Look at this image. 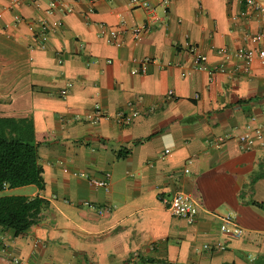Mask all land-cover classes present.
Returning <instances> with one entry per match:
<instances>
[{
    "label": "crops",
    "instance_id": "obj_1",
    "mask_svg": "<svg viewBox=\"0 0 264 264\" xmlns=\"http://www.w3.org/2000/svg\"><path fill=\"white\" fill-rule=\"evenodd\" d=\"M146 1L0 0V117L30 122L44 180L11 194L45 201L24 232L0 231V264H264V146L236 138L264 136V64L233 55L264 48V21L244 0ZM105 173L107 190L91 184ZM180 190L192 221L159 200ZM227 211L241 237L219 230Z\"/></svg>",
    "mask_w": 264,
    "mask_h": 264
},
{
    "label": "trees",
    "instance_id": "obj_2",
    "mask_svg": "<svg viewBox=\"0 0 264 264\" xmlns=\"http://www.w3.org/2000/svg\"><path fill=\"white\" fill-rule=\"evenodd\" d=\"M34 185L44 188L42 169L37 162L32 127L22 118L0 117V190ZM45 201L24 195L0 196V231L20 234L39 221Z\"/></svg>",
    "mask_w": 264,
    "mask_h": 264
},
{
    "label": "built area",
    "instance_id": "obj_3",
    "mask_svg": "<svg viewBox=\"0 0 264 264\" xmlns=\"http://www.w3.org/2000/svg\"><path fill=\"white\" fill-rule=\"evenodd\" d=\"M129 2L136 6H141L144 8H149V3L146 0H129ZM164 3H167V0H163ZM244 2L254 8L256 10L259 17L264 21V5L260 3L257 0H244ZM49 7L53 9L56 7V2L52 1L49 3ZM67 11L70 10L69 7L65 8ZM150 9V8H149ZM156 17L154 15L148 16L144 21L134 25L131 28V33L134 36L135 39L139 40L141 39L142 34L145 31H148L152 28L154 25ZM121 25H124L123 20H121ZM61 26V22L55 21L53 24H49L46 22H42L40 24V33L41 35L45 34L47 31H51L54 28H57ZM110 36L114 37L116 34L115 30L110 31ZM264 34L261 32L257 34L254 39L259 40L261 39ZM220 53H225V48L219 49ZM233 55L240 60L241 62V68L245 73L250 72V67L252 62L255 58L259 59L264 64V48L260 49H247L240 47L233 51ZM206 57L201 54L196 55V68L200 70H207L209 74H211L212 69L207 68L205 65ZM149 62V58H145L142 62V70L143 72L146 69V63ZM219 70H223V68H220ZM70 86V84H68ZM171 93V91H169ZM62 94H64V90L62 91ZM132 115H136V112H133ZM104 117V113L102 111L95 112L93 118L91 119L92 122H98L100 118ZM118 118L120 122L123 123H129L130 120L127 117H124L122 112L118 113ZM255 118L253 117L252 120ZM228 137V135H219L211 140H208L209 143L213 147H219L221 144L225 141V139ZM237 140L240 142L241 146L245 150H249L254 145L264 146V136L262 133V127L261 125H257L251 129H248V131H245L241 134H238L236 136ZM190 162V161H188ZM185 171H188L186 168ZM109 178L110 173H105V178L103 179H91L90 182L95 187H101L103 189L109 188ZM3 188H6V184H3ZM160 202L163 204V206L173 215L181 216L188 221H192L197 212V203L195 199L187 192L185 191H176L175 193L171 194L170 196H159ZM220 225L219 230L223 233H228L235 237H241L244 235V230L236 223L235 221V214L232 211H227L220 215ZM37 245V243H34V246ZM1 250V249H0ZM136 258V257H135ZM15 263L18 262L16 258L12 259ZM131 264H138V263H131Z\"/></svg>",
    "mask_w": 264,
    "mask_h": 264
},
{
    "label": "rangeland",
    "instance_id": "obj_4",
    "mask_svg": "<svg viewBox=\"0 0 264 264\" xmlns=\"http://www.w3.org/2000/svg\"><path fill=\"white\" fill-rule=\"evenodd\" d=\"M11 193H14L13 189H4V190H0V196L1 195H9Z\"/></svg>",
    "mask_w": 264,
    "mask_h": 264
}]
</instances>
